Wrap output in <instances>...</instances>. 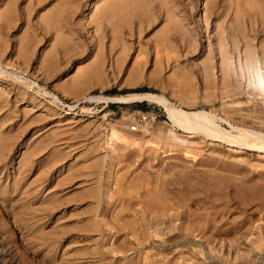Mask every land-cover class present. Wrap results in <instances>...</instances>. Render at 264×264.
Masks as SVG:
<instances>
[{
  "label": "rangeland",
  "instance_id": "rangeland-1",
  "mask_svg": "<svg viewBox=\"0 0 264 264\" xmlns=\"http://www.w3.org/2000/svg\"><path fill=\"white\" fill-rule=\"evenodd\" d=\"M263 46L264 0H0V264H264L262 151L168 155L161 106L90 99L152 92L264 133Z\"/></svg>",
  "mask_w": 264,
  "mask_h": 264
},
{
  "label": "bare ground",
  "instance_id": "bare-ground-1",
  "mask_svg": "<svg viewBox=\"0 0 264 264\" xmlns=\"http://www.w3.org/2000/svg\"><path fill=\"white\" fill-rule=\"evenodd\" d=\"M109 2V1H108ZM116 2V1H115ZM126 2V1H125ZM255 2V1H254ZM128 3V2H127ZM109 4V3H108ZM115 4V3H114ZM118 4V3H117ZM116 5V4H115ZM112 6V4H111ZM103 7V6H102ZM208 8V6H207ZM55 9V8H54ZM101 10V9H100ZM208 10V9H207ZM210 10V9H209ZM208 10V11H209ZM205 11V10H204ZM69 12V11H68ZM102 12V11H101ZM239 12V11H238ZM115 14V12H113ZM207 13V11L205 12ZM204 13V14H205ZM211 13V12H210ZM108 14V13H107ZM208 14V13H207ZM241 14V13H240ZM172 15V14H171ZM173 16V15H172ZM103 17V16H102ZM110 17V16H108ZM208 18V17H207ZM8 19V18H7ZM170 19V18H169ZM206 19V18H205ZM58 20V19H57ZM106 20V19H105ZM178 23V22H177ZM51 24V23H50ZM179 24V23H178ZM252 24V23H251ZM181 26V25H180ZM244 28V27H243ZM186 29V28H185ZM251 29V28H250ZM189 31V30H188ZM256 31V30H255ZM253 32V31H252ZM165 33V32H164ZM188 33V32H187ZM257 33V32H256ZM184 34V33H183ZM248 35V34H247ZM179 36V35H178ZM219 37V36H218ZM115 38V37H114ZM162 38V36H161ZM186 38V37H185ZM220 38V37H219ZM249 38V37H248ZM251 38V36H250ZM157 39V38H156ZM164 39V38H163ZM181 39V38H180ZM183 39V37H182ZM187 39V38H186ZM218 40V39H217ZM253 40V38H252ZM181 41V40H180ZM183 41V40H182ZM189 41V40H188ZM187 41V42H188ZM248 41V40H246ZM169 42V41H168ZM154 43V42H153ZM156 43V42H155ZM154 43V44H155ZM164 43V42H163ZM222 43V42H221ZM218 44V43H217ZM216 44V45H217ZM161 45V44H160ZM172 45V44H171ZM219 47L217 48L219 51L220 55V63H221V70H222V74L223 75H227V70H229V61H228V55L226 54L225 50H223V45L224 44H218ZM247 46V45H246ZM250 46V44H249ZM254 46V45H253ZM252 46V47H253ZM258 46V45H257ZM260 46V44H259ZM153 47V46H152ZM155 51L154 54L158 53V49H157V44H155ZM158 47H160L158 45ZM162 47V46H161ZM163 47H165L163 45ZM162 47V48H163ZM191 47V46H190ZM264 47V46H263ZM262 47V55L264 58V48ZM171 48V47H169ZM174 48V47H173ZM256 48V46H255ZM254 48V49H255ZM226 49V48H225ZM253 49V48H252ZM160 50V49H159ZM258 50V49H257ZM161 51H163V49H161ZM175 51V50H174ZM227 51V50H226ZM239 51V50H238ZM173 53V52H172ZM254 53V52H252ZM251 52L247 51L244 53V66L246 68L250 69H256L255 67V62L254 61V56L252 55ZM169 54V53H168ZM255 54V53H254ZM257 54V53H256ZM156 56V55H155ZM259 56V55H258ZM168 57V56H167ZM257 57V56H256ZM157 58V57H156ZM155 58V59H156ZM239 58V56H238ZM159 59V58H157ZM231 60V58H229ZM258 59V58H257ZM165 60V59H164ZM243 60V59H242ZM256 60V58H255ZM159 61V60H158ZM168 61V60H165ZM241 61V60H240ZM160 63V62H158ZM167 63V62H166ZM165 63V64H166ZM232 63V62H230ZM241 63V62H240ZM240 65V64H239ZM257 66V65H256ZM243 67V66H242ZM241 67V68H242ZM255 67V68H254ZM213 68V67H212ZM240 68V67H239ZM245 68V69H246ZM209 69V66L206 64H203L202 66V70L204 71V73L207 72V70ZM212 70V69H211ZM220 70V71H221ZM242 70V69H240ZM256 71V70H255ZM210 72V71H209ZM173 73V72H172ZM180 74V73H179ZM211 74V73H210ZM229 74V73H228ZM174 75V74H173ZM177 75V74H176ZM204 75V74H203ZM207 75V73H206ZM225 75V77H226ZM208 76V75H207ZM211 76V75H210ZM154 77V76H153ZM222 77V76H221ZM17 78V77H16ZM21 78V77H20ZM207 78V77H205ZM204 78V81L206 80ZM22 79V78H21ZM19 79V80H21ZM209 77L207 78V81ZM222 79V78H221ZM229 79V78H228ZM212 80V79H211ZM186 82V81H185ZM226 82V81H225ZM206 81L204 82L205 85ZM210 83V82H208ZM213 83V82H212ZM224 83V82H223ZM26 84V83H25ZM230 84V83H229ZM210 85V84H209ZM215 85V84H214ZM223 85V84H222ZM207 86V85H206ZM226 87V86H225ZM236 87V86H235ZM90 99H94L96 101L98 100H102V99H106L107 101H111V102H123V103H129V102H134V101H146L148 104H158L159 106L162 107L167 120L165 122H162L166 125V131L167 133L165 134L164 138H163V142L165 144V146H167L168 148H166V153L168 155L172 154V152L176 151V149L174 148H180L184 150V155L185 156H190L189 151L191 150V148H189V146L193 143L191 141L188 140V138L191 137H196L198 136L199 138H201L200 136H204L205 138H207L210 141H224L227 144L230 145H235V147H239L241 148H251L254 151H258V153L260 151H262L264 153V133L258 131H255L253 129H246V128H239L237 126H233L229 121L222 119L220 117H217L214 113L212 112H208L206 110H185L181 107H178L174 104H172L165 96L157 94V93H152V92H131V93H127L125 95H109L106 97H98V98H91ZM214 111V110H213ZM240 116V114L238 115ZM242 117V116H240ZM230 118V117H229ZM241 119V118H240ZM229 120V119H228ZM235 120V119H234ZM238 121V120H237ZM250 123L252 124V121L249 120ZM222 122H225L229 129L222 127L221 124ZM234 123V122H233ZM142 125V124H141ZM140 125V126H141ZM243 125V124H242ZM258 126V125H257ZM242 127V126H241ZM260 127V126H259ZM263 127V126H262ZM248 128V127H247ZM255 129V127H254ZM262 131V130H261ZM155 135V134H154ZM157 137V136H156ZM160 137V135H159ZM157 137V139L159 138ZM197 137V138H198ZM161 138V137H160ZM205 138H203L205 140ZM206 139V140H207ZM159 140V139H158ZM157 141V140H156ZM134 142V141H133ZM128 144H130V140L129 142H127ZM145 143V142H144ZM136 145V144H135ZM139 144L137 143V146ZM131 146V145H130ZM196 153V152H195ZM166 154V155H167ZM175 154V153H174ZM165 155V156H166ZM178 155V154H177ZM264 156V155H263ZM175 157V156H174ZM179 158V157H178ZM233 159V158H232ZM209 161V160H208ZM241 162V161H240ZM249 164V163H248ZM264 164V163H263ZM228 166V164H225ZM257 164L252 165L254 168L256 167ZM231 166V165H230ZM260 167V165H258ZM257 166V167H258ZM262 166V165H261ZM256 167V168H257ZM258 167V168H259ZM264 168V165L262 166ZM227 168V167H226ZM229 168V166H228ZM231 169V168H229ZM236 168V167H235ZM262 169V168H261ZM231 171V170H229ZM233 171V170H232ZM236 172V171H235ZM259 172V171H258ZM237 173V172H236ZM262 172H260L259 174H261ZM238 174V173H237ZM241 174V173H240ZM264 177V174H262ZM187 176V175H186ZM261 176V175H259ZM184 178V177H183ZM256 178V177H255ZM262 179V178H261ZM218 180V179H217ZM250 181V180H249ZM264 182V181H263ZM157 185V184H156ZM190 185V184H189ZM177 186V185H176ZM254 186V185H253ZM252 186V187H253ZM157 188V186H156ZM160 188V187H159ZM163 188V187H162ZM166 189V188H165ZM168 189V188H167ZM94 191V190H93ZM264 191V190H263ZM256 192V191H255ZM99 195V194H98ZM162 195V194H160ZM95 196V195H94ZM98 198V197H97ZM184 198V197H183ZM97 202V201H96ZM182 202V201H181ZM99 204V203H98ZM179 206V205H178ZM184 206V205H183ZM96 208V207H95ZM176 211V210H175ZM193 213V212H192ZM191 215V212H190ZM184 217V215H182ZM96 217V216H95ZM178 217V215H177ZM191 217V216H188ZM187 218V216H186ZM182 219V218H181ZM196 219V218H195ZM200 219V218H199ZM180 221V220H179ZM188 221V220H187ZM190 222V220H189ZM173 223V222H172ZM189 223H186V226ZM192 224V223H191ZM190 224V225H191ZM183 227V226H182ZM192 227V225L190 226ZM196 227V226H195ZM189 228V227H188ZM181 229V226H180ZM194 230V228H193ZM191 231V230H190ZM261 234V233H260ZM159 236V235H158ZM259 239V238H258ZM264 240V239H262ZM257 241V240H256ZM259 241V240H258ZM260 243L262 242L261 240L259 241ZM255 243V241H254ZM264 244V242H263ZM261 245V244H260ZM264 245H262L263 247ZM258 248V247H257Z\"/></svg>",
  "mask_w": 264,
  "mask_h": 264
},
{
  "label": "built area",
  "instance_id": "built-area-1",
  "mask_svg": "<svg viewBox=\"0 0 264 264\" xmlns=\"http://www.w3.org/2000/svg\"><path fill=\"white\" fill-rule=\"evenodd\" d=\"M144 120H145V117H143L142 115L140 117L133 119V121L129 125V129L130 130H138L140 125L145 122Z\"/></svg>",
  "mask_w": 264,
  "mask_h": 264
}]
</instances>
